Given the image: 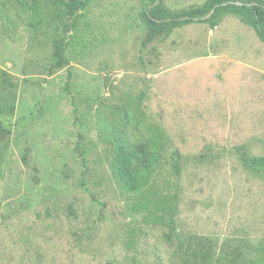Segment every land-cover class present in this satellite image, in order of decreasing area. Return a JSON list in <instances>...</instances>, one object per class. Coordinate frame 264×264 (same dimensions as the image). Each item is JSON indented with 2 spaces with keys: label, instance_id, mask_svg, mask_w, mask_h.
<instances>
[{
  "label": "rangeland",
  "instance_id": "374dc122",
  "mask_svg": "<svg viewBox=\"0 0 264 264\" xmlns=\"http://www.w3.org/2000/svg\"><path fill=\"white\" fill-rule=\"evenodd\" d=\"M160 1L179 14L212 0ZM3 2L0 264H264V176L237 151L264 156L255 30L226 14L141 49L151 1L89 0L58 68L64 5L27 0L41 8L34 28L31 12ZM106 128L141 146L163 136L146 193L168 197L162 223H147L145 198L115 182Z\"/></svg>",
  "mask_w": 264,
  "mask_h": 264
},
{
  "label": "trees",
  "instance_id": "16d2710c",
  "mask_svg": "<svg viewBox=\"0 0 264 264\" xmlns=\"http://www.w3.org/2000/svg\"><path fill=\"white\" fill-rule=\"evenodd\" d=\"M64 5L66 8V17L64 20V36L54 41V54L58 60L57 67L61 68L68 65L65 57L67 47L68 34L73 32V26L80 16L81 11L85 8L89 0H56ZM151 1L153 5L156 0ZM233 0H212L210 9H192L187 12L179 14H171L164 10L162 2L157 6H153L150 10L149 7L145 13V20L148 25L147 36L143 39L141 49L146 48L154 41L165 38L174 28L191 24L194 18H200L211 10L214 14L211 18L217 16L232 14L242 17L246 23L255 30L258 38L264 43V1L255 0L243 2L238 6L231 3ZM21 11L31 12L34 16V23L30 24L34 28H38L39 23L42 22L41 8L36 3L27 2V0H13ZM236 2V1H235ZM225 4V5H224ZM6 3L3 2L0 8V17L6 22H11L10 15L5 7ZM149 5V6H150ZM149 11V14L147 12ZM159 20L160 22H156ZM71 22V23H70ZM205 23L206 21H199ZM107 134L112 144L113 158L111 161V173L115 182L122 190L129 194H141L145 198V203L141 204V209L147 212V223H158L159 220H164L170 209L168 197L163 201L153 203L146 197L149 194L147 186L149 183L150 168L158 161L159 154L163 150L165 144L163 136L159 133L154 137L147 140L144 146L136 143H131L125 137L123 131L113 130L106 128ZM145 151L147 152L149 166L146 167ZM238 153L241 154V161L244 167L250 172L264 176V156L263 157H250L243 147L237 148ZM162 223V222H160ZM129 248L132 249L133 242H129Z\"/></svg>",
  "mask_w": 264,
  "mask_h": 264
},
{
  "label": "water",
  "instance_id": "95a60500",
  "mask_svg": "<svg viewBox=\"0 0 264 264\" xmlns=\"http://www.w3.org/2000/svg\"><path fill=\"white\" fill-rule=\"evenodd\" d=\"M231 3H234L238 6L242 5L243 3L241 2H235V1H232ZM160 4V0H156V2L153 4V5H150L149 6V10L153 7V6H157ZM225 5V4H224ZM147 14H149V11L147 12ZM214 14V10H211L209 13H207L206 15L200 17V18H194V22H199V21H206L208 19H210L212 17V15ZM156 22H160L159 20H155Z\"/></svg>",
  "mask_w": 264,
  "mask_h": 264
}]
</instances>
